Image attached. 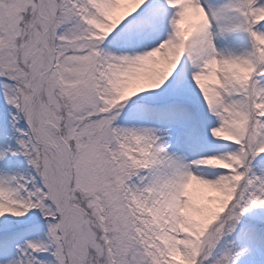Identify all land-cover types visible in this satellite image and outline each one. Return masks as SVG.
Returning <instances> with one entry per match:
<instances>
[{
  "label": "snow or ice",
  "instance_id": "snow-or-ice-1",
  "mask_svg": "<svg viewBox=\"0 0 264 264\" xmlns=\"http://www.w3.org/2000/svg\"><path fill=\"white\" fill-rule=\"evenodd\" d=\"M0 264H264V0H0Z\"/></svg>",
  "mask_w": 264,
  "mask_h": 264
}]
</instances>
